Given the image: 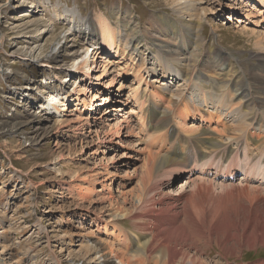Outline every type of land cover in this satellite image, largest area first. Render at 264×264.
<instances>
[{
  "label": "rangeland",
  "instance_id": "obj_1",
  "mask_svg": "<svg viewBox=\"0 0 264 264\" xmlns=\"http://www.w3.org/2000/svg\"><path fill=\"white\" fill-rule=\"evenodd\" d=\"M173 1L0 0L5 35L0 48V261L103 264V259L93 260L102 250L110 260L106 264H121V254L134 250L135 220L115 221L111 215L133 214L144 191L154 144L142 142L147 133L134 88L137 65L147 64L149 54L143 51L138 64L127 56H95L84 23L97 24L103 16L114 22V10L132 14L155 46L161 43L152 38L163 29L160 17L177 18ZM193 1L205 9L201 69L216 72L217 64L231 56L264 88L262 6L255 0ZM66 10L76 15L72 24ZM82 63L86 66L78 71ZM146 88L152 89L145 84L141 89ZM165 108L175 115L183 111L167 100L157 110ZM185 121L202 129L222 128L217 119L209 123L197 114ZM187 177L177 174L174 188ZM233 214L224 216L216 238L228 239L226 258L205 235L207 245L197 243L202 253L197 259L264 264V219L252 225L247 215L237 220Z\"/></svg>",
  "mask_w": 264,
  "mask_h": 264
},
{
  "label": "bare ground",
  "instance_id": "obj_2",
  "mask_svg": "<svg viewBox=\"0 0 264 264\" xmlns=\"http://www.w3.org/2000/svg\"><path fill=\"white\" fill-rule=\"evenodd\" d=\"M255 2L264 9V0ZM173 4L177 18L160 17L163 29H157L158 35L152 38L161 43L155 46L132 14L126 17L114 10L118 16L114 22L103 16L97 24L84 23L90 27L95 56L98 52L117 59L127 56L137 63L143 51L149 54L147 64H136L134 92L147 133L142 142L157 146L148 150L144 191L134 213L111 215L115 221L135 220L134 250L130 255L121 254V264H207L197 259L202 255L197 243L204 240L205 247V235H209L210 243L219 246L226 258L228 239L221 243L216 239L224 216L233 212L238 220L247 215L252 225L264 219V88L231 56L228 63L217 64L216 72L203 71L205 9L193 0H174ZM63 13L71 16V24L75 21L74 13ZM4 40L0 31V48ZM257 60H252L256 68ZM85 66L82 63L77 70ZM143 84L152 89L142 90ZM166 100L174 108L183 106L182 113L157 110ZM195 114L209 123L217 119L222 128L188 124L185 120ZM180 172L188 177L174 188L172 181ZM262 226L264 229V222ZM95 255L93 260L110 262L102 250Z\"/></svg>",
  "mask_w": 264,
  "mask_h": 264
}]
</instances>
